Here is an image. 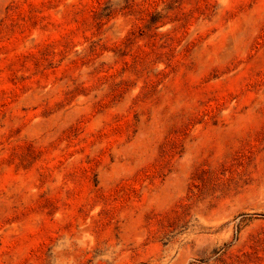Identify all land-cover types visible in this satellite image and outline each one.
<instances>
[{"label": "rangeland", "instance_id": "obj_1", "mask_svg": "<svg viewBox=\"0 0 264 264\" xmlns=\"http://www.w3.org/2000/svg\"><path fill=\"white\" fill-rule=\"evenodd\" d=\"M0 264H264V0H0Z\"/></svg>", "mask_w": 264, "mask_h": 264}]
</instances>
